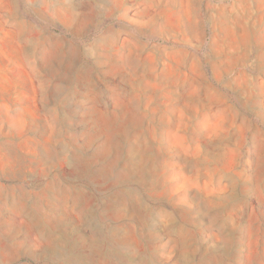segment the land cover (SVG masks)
<instances>
[{"label":"rangeland","instance_id":"1","mask_svg":"<svg viewBox=\"0 0 264 264\" xmlns=\"http://www.w3.org/2000/svg\"><path fill=\"white\" fill-rule=\"evenodd\" d=\"M0 264H264V0H0Z\"/></svg>","mask_w":264,"mask_h":264}]
</instances>
